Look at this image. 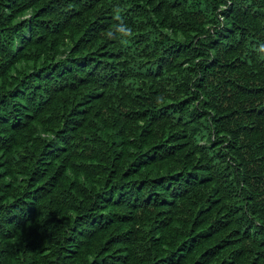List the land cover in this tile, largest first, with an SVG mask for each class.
<instances>
[{"label": "trees", "instance_id": "obj_1", "mask_svg": "<svg viewBox=\"0 0 264 264\" xmlns=\"http://www.w3.org/2000/svg\"><path fill=\"white\" fill-rule=\"evenodd\" d=\"M0 264H264V0H0Z\"/></svg>", "mask_w": 264, "mask_h": 264}, {"label": "clouds", "instance_id": "obj_2", "mask_svg": "<svg viewBox=\"0 0 264 264\" xmlns=\"http://www.w3.org/2000/svg\"><path fill=\"white\" fill-rule=\"evenodd\" d=\"M116 19L120 20V16L117 15ZM113 31H115L116 33L120 35L121 37L120 43L123 45H126L127 43H129L133 35V30L131 29V27L127 26L123 22H121L118 25H115ZM112 34H113L112 31L108 33L109 36H112Z\"/></svg>", "mask_w": 264, "mask_h": 264}]
</instances>
